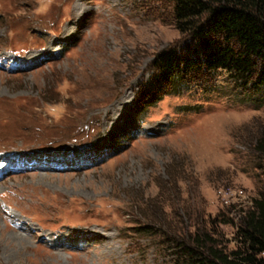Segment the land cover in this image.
<instances>
[{
  "label": "rangeland",
  "instance_id": "374dc122",
  "mask_svg": "<svg viewBox=\"0 0 264 264\" xmlns=\"http://www.w3.org/2000/svg\"><path fill=\"white\" fill-rule=\"evenodd\" d=\"M187 44L170 0H0V156L34 157L0 180V264H175L161 220L236 247L264 94L203 70L164 96L155 59Z\"/></svg>",
  "mask_w": 264,
  "mask_h": 264
},
{
  "label": "trees",
  "instance_id": "16d2710c",
  "mask_svg": "<svg viewBox=\"0 0 264 264\" xmlns=\"http://www.w3.org/2000/svg\"><path fill=\"white\" fill-rule=\"evenodd\" d=\"M170 1L175 28L186 41H195L198 50L187 44L184 55L177 46L157 55L154 65L167 86L164 96L192 93L193 86L186 85L187 77L203 70L204 76L229 74L256 94H264V0ZM162 99L156 97L152 104ZM255 100L264 105L261 97ZM255 145L253 162H249L246 171L256 179L259 194L242 215L235 234L236 247L227 252L219 241L206 234L201 222L194 233H189L179 224L160 219L162 245H171L175 264H264V129ZM168 180L165 184L158 181L159 189L168 194V198L163 197L164 209L167 204L180 203V184L187 177L183 172H171ZM169 189H174L175 195ZM139 230L154 235L147 228Z\"/></svg>",
  "mask_w": 264,
  "mask_h": 264
},
{
  "label": "bare ground",
  "instance_id": "6f19581e",
  "mask_svg": "<svg viewBox=\"0 0 264 264\" xmlns=\"http://www.w3.org/2000/svg\"><path fill=\"white\" fill-rule=\"evenodd\" d=\"M31 60H28L27 62H30ZM73 159V158H72ZM72 159H68L67 161L69 162V163H76L75 161L76 160H72Z\"/></svg>",
  "mask_w": 264,
  "mask_h": 264
}]
</instances>
